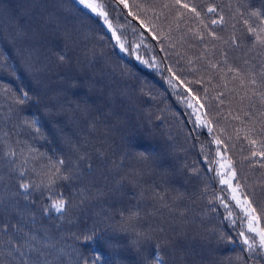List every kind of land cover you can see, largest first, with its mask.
<instances>
[{
  "label": "trees",
  "instance_id": "1",
  "mask_svg": "<svg viewBox=\"0 0 264 264\" xmlns=\"http://www.w3.org/2000/svg\"><path fill=\"white\" fill-rule=\"evenodd\" d=\"M23 1L32 10L42 0ZM102 2L115 33L75 0H44L51 31L59 30L30 35L39 50L29 55L21 52L29 47V26L11 27L0 14V50L8 65L0 66V199L23 215L21 234L10 228L0 237V259L155 264L159 252L164 264H264V22L250 15L264 12V0H237V9L225 0ZM224 30L230 45L218 34ZM252 47L254 62L235 59ZM57 53L68 62L60 63ZM63 80L76 89L57 102L64 112L54 118L44 104L54 102V85ZM20 90L39 95L41 103L21 113L14 102ZM98 93L104 95L99 107ZM81 98L83 120L81 112H68ZM22 117H37L46 139H33ZM135 120L142 138L131 137ZM29 147L45 155L37 158ZM9 149L17 155L7 157ZM138 152L150 159H138ZM227 162L260 234L250 230V214L221 179L220 165ZM21 182L33 185L34 203L14 195L23 192ZM60 199L67 207L58 212L52 205ZM17 220L15 211L0 213V226ZM9 239L27 240L35 250L9 255Z\"/></svg>",
  "mask_w": 264,
  "mask_h": 264
},
{
  "label": "rangeland",
  "instance_id": "2",
  "mask_svg": "<svg viewBox=\"0 0 264 264\" xmlns=\"http://www.w3.org/2000/svg\"><path fill=\"white\" fill-rule=\"evenodd\" d=\"M47 1H49L51 3L52 0H47ZM222 1L224 3V0H222ZM225 1L228 4V7H231L233 5H236V9H237V7H238L237 0H225ZM90 2L93 3V4H95V5H97L96 11H93V10L88 9V8L87 9L90 10V11H92L93 13L99 15L103 19V21L108 25V27L110 29H112V31L115 33V31L113 30V28L110 27L109 20L106 17V12H105L104 5H103L102 0H90ZM2 4L3 5L0 4V14L7 16V20L6 21H7L8 24L11 25V27H15L18 24L19 25L18 27H20L21 29L25 28L27 25L30 28V30L27 32V41H28V46L29 47H28V49L26 51H22L21 50V52H26V54L29 55V54H31L34 51H38L39 50V47L37 45V42L38 41H36V39H35V41H31L30 42L29 41L30 35L36 36V33L39 32V30L41 28H43L44 30H49V31H51V28H52V25H50V22H52L51 21V18H53L52 17L53 15H51L50 17H48L46 15V8L44 6V0L41 1V4H35L34 5V8L32 10L29 8L28 5H25L26 3L23 0H20V1H18V0H11V2H9V0H3ZM4 5L5 6H8L9 9L6 8ZM54 7L56 8L55 14H57L58 13V9L57 8H59V7H56V6H54ZM61 13H63V12H61ZM64 13H66V11ZM40 19L43 22V27H40L39 25L38 26L37 25H33V26H36V28H33L32 23L33 22L35 23L36 20L39 22ZM77 27H78V29H81V26L80 25H78ZM58 30L59 29H57L55 31H51V32H58ZM218 34H220L219 36L221 37V40L223 42H225V44L227 43V44L230 45V35H229V33L226 30H224L222 32H219ZM60 38H61V36H58V37H56V40L57 39L59 40ZM117 39L121 42V40H120V38L118 36H117ZM55 42L58 44V41H55ZM64 47L65 46H63L61 48H64ZM120 47L123 48V45L120 44ZM254 49H256V47L253 48V49H247L246 48V49H244V55L241 54V53H239L238 55H236L234 57H235L236 60H238L241 63L242 62L244 64H245V62L246 63H252V62H254L256 60V57H254L253 54L250 53ZM66 51H69V49L65 48L64 49V52H66ZM256 52H257V49H256ZM99 57L100 58H110V56L109 55H106V54H102ZM243 68H245V66ZM113 84H117V82L113 81ZM118 84H120V83L118 82ZM54 86L58 89L57 95L52 98V100H54V102H56V103L57 102L62 103V101H65V100L69 99L70 97H74V95H71V96H69V98H67V95L72 92L71 90L72 89H76V87L72 86L71 83L66 82V80L60 81L58 84H56ZM85 89H87V88H85ZM58 96L59 97H63V98L56 99ZM246 96L247 97H245L246 98L245 100L246 101H249V103H251V97H250V95L247 94ZM115 98L116 97H114L113 99H115ZM96 99H97V105H98V107L99 106H102V104L104 102L103 101L104 95L101 94V93H98V94H96ZM69 101H73V99L72 100H69ZM83 101H84V99L81 98L79 101H77V104H74V105L72 104L71 105L72 106V109L69 110V107H68V112L69 113H71V112L72 113H75L77 111L78 112H81V117H82L81 119L82 120L86 116L87 109H84V110L83 109H80L78 107V102H82L83 103ZM97 111H99V110H97ZM53 117L56 118V117H59V115H56V116H53ZM132 117L133 118H136V116H135L134 113H132ZM199 119L201 121H203L202 120V117H199ZM204 122L206 123L205 120H204ZM132 126L135 127V129L137 131H135L131 135V137L132 136H138V137L142 138L144 136V134H143V128L141 127L142 125L139 122H137V120H135V122H134V124ZM260 128H261L262 134L264 135V123H260ZM114 130H115V128H114ZM154 149H156V148H154ZM162 156H166L167 157L166 161L173 162L172 158L169 155L163 154ZM161 159H162V157H161ZM219 160L225 161V157H223V155L220 154L219 155ZM228 167L231 168L229 162L222 163L220 165V176H221V179H222V181L224 183H227L228 184V186H229V188L231 190L232 196L235 199V201L238 202L239 205L245 209V212H248L250 214V218L248 219V222H249L248 223V226H249L250 230H252V231L260 234L258 232V230H257V227H256V217H254V214L252 212V209L249 206V202L242 195L241 191L239 190V187L235 184L233 171H231V172L228 171L227 170ZM261 237L262 236L259 235V240H260V243L262 244Z\"/></svg>",
  "mask_w": 264,
  "mask_h": 264
},
{
  "label": "snow or ice",
  "instance_id": "3",
  "mask_svg": "<svg viewBox=\"0 0 264 264\" xmlns=\"http://www.w3.org/2000/svg\"><path fill=\"white\" fill-rule=\"evenodd\" d=\"M75 2L82 5L85 8L96 11L97 5L91 3L90 0H75ZM185 7H188V5H185ZM193 11H195V9H193ZM208 11L212 12V11H215V9L209 8ZM250 15L256 16L262 22H264V12L256 10V11L251 12ZM214 23H215V21H214ZM244 23L248 24V21L245 20ZM261 30L264 31V29H261ZM248 31L255 33V29H253L252 27H249ZM55 55H56L57 60L60 63H67L68 62V58L64 54L57 53ZM3 60H4L3 51L0 50V66L7 67L8 65L6 63H3ZM14 102L20 106L19 111L22 113L24 107L30 103H35V104L39 105L41 103V97L39 95H32L30 93V91L20 90L18 92V94L14 96ZM44 108L46 110L45 114L49 115V116L60 115L64 112V106L62 104H57V103L52 102V101L45 103ZM21 122L25 127L31 129L32 133H34V135L32 137L33 139H37V138L46 139L45 133L42 130V126L39 123V120L37 117H31V118L22 117ZM57 123H58V121H57ZM60 131L62 132L63 129H60ZM5 135H7V134H5ZM29 151L38 153L37 158L40 155H45L43 153H39V150L34 148V147H29ZM5 155L7 157H15L17 155V153L14 150L9 149L5 153ZM134 155L138 159H141L143 161H148L150 159L149 154H147L145 152H138V153H135ZM260 155L264 156V153H261ZM81 159H83V157H81ZM9 163L15 164V161L10 159ZM56 163L59 166H63L65 162H64V160H57ZM88 167L91 168L92 166L88 165ZM59 171H60V168L57 167V173H59ZM24 175H25V172L20 171V176L23 177ZM60 179L69 180L70 176L61 174ZM52 182H54V181H52ZM19 187L23 190V192L22 193L17 192L14 195H17V196L23 195L24 199L28 200L29 203H34V201L30 200V197L32 195L30 189L33 187V185L21 182L19 184ZM36 187H38V185ZM66 207H67V204L63 199L57 200L52 205V208H54L58 212L63 211ZM6 211H15V214L19 217V220H17V223L15 225H10L8 223H4L2 226H0V237H3L5 235H10V228L15 233L21 234L23 232V229L19 225H20V222L23 220V215L20 213V211L18 209H16L15 205H10V206L6 207L4 204V201L2 199H0V213H4ZM24 235L27 236L26 233ZM32 239H35V237H32ZM86 239H88V238L86 237ZM261 241H262V246H264V236L261 237ZM245 242H247V241H245ZM4 243L7 244V246H8L7 252L9 255H12L13 253H18L21 257H23L25 255V253H24V251H22V249L26 248V247L28 248L29 252H32L35 250L34 247L28 246L27 240H25L24 244H21L18 241H15L13 239H9L7 241H4ZM0 255H2V253H0ZM0 264H4V261L2 259H0ZM155 264H164L163 257L159 254V252H157V254L155 256Z\"/></svg>",
  "mask_w": 264,
  "mask_h": 264
}]
</instances>
